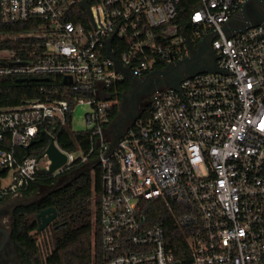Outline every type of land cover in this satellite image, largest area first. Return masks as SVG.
I'll list each match as a JSON object with an SVG mask.
<instances>
[{
	"label": "built area",
	"instance_id": "2783aa9c",
	"mask_svg": "<svg viewBox=\"0 0 264 264\" xmlns=\"http://www.w3.org/2000/svg\"><path fill=\"white\" fill-rule=\"evenodd\" d=\"M249 1L0 0L4 24L41 20L36 32L11 37L37 45L0 49V79L67 76L74 94L0 108V197L23 196L39 171L49 170L46 153L16 156L45 127L67 156L53 175L86 164L100 169L105 264H264V26L225 29ZM204 41L215 51L217 72L157 90L151 116H140L115 144L119 112L113 119L112 110L120 111L128 93L119 102V86L203 57ZM79 105L91 109L89 150L77 144L68 152L57 136L75 132ZM153 209L186 230L182 259L168 248L164 228L150 222Z\"/></svg>",
	"mask_w": 264,
	"mask_h": 264
},
{
	"label": "trees",
	"instance_id": "16d2710c",
	"mask_svg": "<svg viewBox=\"0 0 264 264\" xmlns=\"http://www.w3.org/2000/svg\"><path fill=\"white\" fill-rule=\"evenodd\" d=\"M190 8L186 6L181 15L187 17ZM40 23V19L33 18L19 24H4L0 18V49H14L19 52L27 46L32 48L37 45L36 39L14 40L11 37L34 33L39 29ZM20 79L18 77L0 79V108L17 106L30 100L43 101L47 98L70 100L74 95L67 91L61 76L29 78L30 80L26 82ZM128 89V82L119 86V102L122 93H126ZM112 112L114 119L118 115L119 107L114 106ZM150 116L149 107L141 118L147 119ZM44 128L42 127L40 135L29 151L16 149V156L20 161L28 156L39 159L43 157L50 143L46 134H42ZM89 136L88 132L77 133L64 129L57 136V141L59 146L68 152L76 151L77 144H80L82 151L88 152ZM84 166L86 165L65 171L59 176L41 170L36 182L22 193L25 198L40 196L37 202L18 207L15 212L14 240L25 264H105L98 224L101 172L97 165L89 168ZM75 171L78 173L71 179L55 186L59 178ZM49 208L56 209L57 218L46 229L39 231L37 215ZM149 217L152 224H159L164 228L168 248L175 252L177 258L182 259L183 253L187 252L186 230L176 226L169 215L161 209L149 211ZM46 231L49 233L48 243H40L36 236Z\"/></svg>",
	"mask_w": 264,
	"mask_h": 264
},
{
	"label": "flooded vegetation",
	"instance_id": "af4514ba",
	"mask_svg": "<svg viewBox=\"0 0 264 264\" xmlns=\"http://www.w3.org/2000/svg\"><path fill=\"white\" fill-rule=\"evenodd\" d=\"M249 23L256 25L264 21V6L259 3L251 4L247 7ZM243 17L241 13L231 21L232 25L237 27L243 26ZM216 65L215 51L211 48L209 42L205 50V55L192 62H185L182 66L174 71H168L163 75H153L150 81L142 83L137 78L132 79V84L129 85L132 89L129 98L126 101H121V122L116 127L118 132L124 130L133 123L132 117L143 114V112L151 106V101L154 93L157 90L169 88V85L177 80L186 78L192 67L195 65L211 66ZM115 128V127H114ZM115 134V136H117ZM25 197H0V264H25L17 249L14 240V224L15 212L19 203ZM32 203L37 202L40 196L31 197ZM30 205V204H29Z\"/></svg>",
	"mask_w": 264,
	"mask_h": 264
},
{
	"label": "water",
	"instance_id": "95a60500",
	"mask_svg": "<svg viewBox=\"0 0 264 264\" xmlns=\"http://www.w3.org/2000/svg\"><path fill=\"white\" fill-rule=\"evenodd\" d=\"M254 3H259L260 5L264 6V2L261 1V0H251L249 2H247L241 9V15L243 17V26H241L240 28H236L232 25L231 27H226L225 29L227 31H233V30H238V31H244L246 28L250 27V26H255V25H251L249 23V17H248V12H247V7L251 4H254ZM256 25H262L264 26V21L259 23V24H256ZM209 42L210 44V41H204L203 44H202V49H201V52H200V55L201 54H205V50H206V47H207V43ZM113 58V57H112ZM194 59L192 58H186L184 60H181L179 63H178V66L177 67H174L172 69H168L166 71H154L152 72L150 75H148L145 79H142L140 80L142 83H147L149 82L151 79L150 77L157 74V75H163V74H166L168 71H174L176 68H178L179 66L181 67L183 63L185 62H192ZM217 67L216 65H211V66H200V65H195L192 67V70L189 72L188 76H195L199 73H203V72H217ZM134 77H130L129 76V83L130 85L132 84V79ZM30 79L29 78H21L20 81H23V82H26V81H29ZM34 80V79H32ZM38 80H46V79H38ZM139 80V79H138ZM183 80V79H182ZM182 80H177L175 81L174 83L170 84L169 85V88H173V89H177L179 87V84ZM64 84H70L72 83V80L70 77H64V80H63ZM132 89L130 88L129 92L125 95L122 96V101H126L128 98H129V95L131 93ZM121 111H122V107H120V111H119V115L118 117L116 118V120L114 121L113 123V130H112V133L114 134V143L116 144L120 137L122 135H124V133L126 132V130L134 124V122L140 118L141 115H137L136 117H132V120H133V123L131 125H129L127 128H125L124 130H121V132L119 133L118 130L116 129V127L120 124L121 122ZM115 127V128H114ZM117 136H115V134H117ZM42 134L44 135L45 132H42ZM36 141H33L29 147H27V151H29V149L35 144ZM46 155L47 157L51 160V165H50V168L48 170V172L50 174H54L57 170H59L61 167H63L66 162H67V156L62 153L55 145V141L54 139L50 138V144L48 146V148L46 149ZM5 170H0V173H4ZM32 199L31 198H24L20 201L19 203V206H27L31 203ZM57 218V211L55 208H49V209H45V210H42L38 215H37V220H38V223H39V228L38 230L39 231H42L44 230L45 228H47L50 223L52 221H54L55 219Z\"/></svg>",
	"mask_w": 264,
	"mask_h": 264
},
{
	"label": "rangeland",
	"instance_id": "374dc122",
	"mask_svg": "<svg viewBox=\"0 0 264 264\" xmlns=\"http://www.w3.org/2000/svg\"><path fill=\"white\" fill-rule=\"evenodd\" d=\"M91 109L90 107L86 106V105H79L73 114V131L75 132H86L90 127L86 121V115L88 113H90ZM81 152H76V156H80ZM86 166L89 168L91 165L90 164H86ZM86 166H84L86 168ZM83 168V167H82ZM79 171V170H78ZM78 171H75L71 174H68L64 177H61L58 179V184H56L55 186L61 185L62 183H64L65 181L71 179L76 173H78ZM12 176H13V172L10 171L5 178H3L2 180V184L4 187L8 186L11 184L12 182ZM95 175H93L94 177ZM32 202V201H31ZM31 204V203H30ZM46 229V228H45ZM48 231H46L45 233L41 234V235H37V239L40 243L42 242H46L48 243Z\"/></svg>",
	"mask_w": 264,
	"mask_h": 264
}]
</instances>
